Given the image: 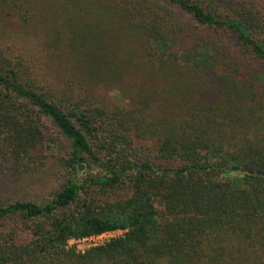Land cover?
<instances>
[{
	"label": "trees",
	"instance_id": "trees-1",
	"mask_svg": "<svg viewBox=\"0 0 264 264\" xmlns=\"http://www.w3.org/2000/svg\"><path fill=\"white\" fill-rule=\"evenodd\" d=\"M46 142L65 179L0 201V264H264V0H0V160Z\"/></svg>",
	"mask_w": 264,
	"mask_h": 264
},
{
	"label": "rangeland",
	"instance_id": "rangeland-1",
	"mask_svg": "<svg viewBox=\"0 0 264 264\" xmlns=\"http://www.w3.org/2000/svg\"><path fill=\"white\" fill-rule=\"evenodd\" d=\"M4 43L6 42L2 39V44L5 46ZM123 85L116 83L114 87L107 85V87H103L102 89L108 96L115 97L116 99L122 96L124 100L130 101L132 88H126ZM60 148L62 149V147ZM43 153L47 156L45 168L36 174L24 175L21 178H14L9 168L0 160V201L19 199L40 202L50 197L52 192L64 181L65 176L57 162L58 155H60L58 145L53 142H46L43 146ZM121 233L122 231H115L111 233L110 237L120 235ZM104 239L106 238H101L95 242ZM92 243L94 241L72 240L69 242V246H75L76 250L82 251L91 246Z\"/></svg>",
	"mask_w": 264,
	"mask_h": 264
},
{
	"label": "built area",
	"instance_id": "built-area-1",
	"mask_svg": "<svg viewBox=\"0 0 264 264\" xmlns=\"http://www.w3.org/2000/svg\"><path fill=\"white\" fill-rule=\"evenodd\" d=\"M119 231V230H117ZM115 231H108V232H104V233H101V234H98V235H92V236H89V237H85V238H82V240H88V241H94V243H92V245H98V244H102L104 243L105 241H107L109 238H111V233H114ZM101 238H106L104 240H100L99 242H95ZM80 240V239H78Z\"/></svg>",
	"mask_w": 264,
	"mask_h": 264
}]
</instances>
